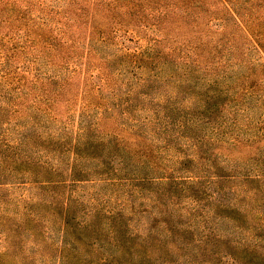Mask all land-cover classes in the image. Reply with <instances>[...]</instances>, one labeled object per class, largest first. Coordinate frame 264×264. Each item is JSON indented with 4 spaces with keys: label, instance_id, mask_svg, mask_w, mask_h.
Instances as JSON below:
<instances>
[{
    "label": "rangeland",
    "instance_id": "374dc122",
    "mask_svg": "<svg viewBox=\"0 0 264 264\" xmlns=\"http://www.w3.org/2000/svg\"><path fill=\"white\" fill-rule=\"evenodd\" d=\"M185 168L204 189L166 193L176 232L119 261L260 263L264 0H0V264H59L43 183L72 173L81 200L115 207L122 175Z\"/></svg>",
    "mask_w": 264,
    "mask_h": 264
},
{
    "label": "trees",
    "instance_id": "16d2710c",
    "mask_svg": "<svg viewBox=\"0 0 264 264\" xmlns=\"http://www.w3.org/2000/svg\"><path fill=\"white\" fill-rule=\"evenodd\" d=\"M183 170L177 169L174 173L176 176L152 180L122 175L118 181L127 183L130 188L124 191L123 200L115 207H106L98 202V199L81 200L79 197L84 195L79 193L84 187L75 189L73 185L79 180H76L72 173L67 181L43 183L46 189L59 190L53 199L56 201L52 202V211L59 218L62 232L61 249L58 252L59 264H123L124 261H119V258L131 257L136 250L144 246V241L154 239L153 236L157 234L154 227L162 226L169 236L173 230L176 232L175 224L170 218L166 219V215H162L166 214V207L162 201L166 193H172L168 195L175 198L179 192H184L185 184L189 186L201 184L197 186L199 194L204 189L200 182L204 178L203 173H194L186 168ZM96 175L103 178L106 173L98 172ZM213 178L218 179V175ZM110 179L101 180L104 183H111L109 186H114ZM146 182L163 187L167 185L168 189L163 194L160 190L147 191ZM146 194L150 197L147 198ZM144 199L149 205H144ZM153 210L157 211L154 213ZM261 236H257L259 245L264 243V236ZM233 261L236 263L238 260L236 261L234 257ZM255 264H264V256L260 263Z\"/></svg>",
    "mask_w": 264,
    "mask_h": 264
}]
</instances>
